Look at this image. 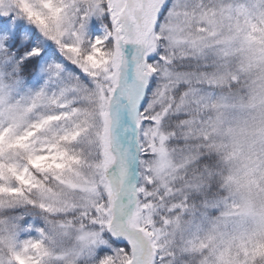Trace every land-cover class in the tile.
<instances>
[{
  "label": "snow or ice",
  "instance_id": "1",
  "mask_svg": "<svg viewBox=\"0 0 264 264\" xmlns=\"http://www.w3.org/2000/svg\"><path fill=\"white\" fill-rule=\"evenodd\" d=\"M0 264H264V0H0Z\"/></svg>",
  "mask_w": 264,
  "mask_h": 264
}]
</instances>
